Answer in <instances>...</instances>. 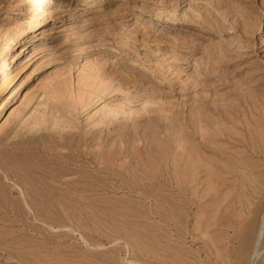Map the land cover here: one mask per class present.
<instances>
[{
  "label": "rangeland",
  "instance_id": "obj_1",
  "mask_svg": "<svg viewBox=\"0 0 264 264\" xmlns=\"http://www.w3.org/2000/svg\"><path fill=\"white\" fill-rule=\"evenodd\" d=\"M254 256L264 0H0V264Z\"/></svg>",
  "mask_w": 264,
  "mask_h": 264
},
{
  "label": "bare ground",
  "instance_id": "obj_2",
  "mask_svg": "<svg viewBox=\"0 0 264 264\" xmlns=\"http://www.w3.org/2000/svg\"><path fill=\"white\" fill-rule=\"evenodd\" d=\"M11 98H12V94H11V95H8L7 101L10 100ZM7 101H6V102H7ZM260 221H261V220H260ZM262 223H263V222H262ZM260 228H261V227H260ZM260 230H261V229H260ZM260 234H261V233H260ZM256 238H257V237H256ZM258 240H259V238H258ZM257 243H258V242H257ZM257 243H256V244H257ZM256 249H257V248H256ZM255 253H256V252H254V254H255ZM257 255H258V254H257ZM251 258H252V257H251ZM255 258H256V256H254V257L250 260V263H249V262H248V263H249V264H254V259H255Z\"/></svg>",
  "mask_w": 264,
  "mask_h": 264
}]
</instances>
